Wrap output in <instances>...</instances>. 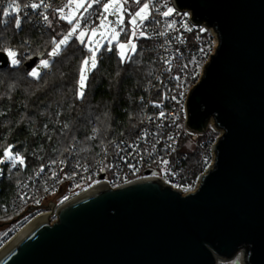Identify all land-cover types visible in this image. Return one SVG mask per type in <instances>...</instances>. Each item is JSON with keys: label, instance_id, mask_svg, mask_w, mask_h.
Returning <instances> with one entry per match:
<instances>
[{"label": "water", "instance_id": "95a60500", "mask_svg": "<svg viewBox=\"0 0 264 264\" xmlns=\"http://www.w3.org/2000/svg\"><path fill=\"white\" fill-rule=\"evenodd\" d=\"M175 1L219 36L188 99L192 130L212 121L222 132L212 168L187 195L158 180L95 186L59 206L55 221L28 224L0 264H218L239 254L264 264V0ZM9 65L0 52V69Z\"/></svg>", "mask_w": 264, "mask_h": 264}, {"label": "built area", "instance_id": "2783aa9c", "mask_svg": "<svg viewBox=\"0 0 264 264\" xmlns=\"http://www.w3.org/2000/svg\"><path fill=\"white\" fill-rule=\"evenodd\" d=\"M130 1L133 0H128V3ZM17 2L21 5V27L17 29L14 19L3 17L0 11V21H9L7 24L0 22L3 26L11 25L17 31L28 26L44 33L50 27L43 21L40 15L43 13L48 15L51 25L61 23L71 28V25L60 19L57 11L69 0H43L49 7L38 10L24 8L23 5L40 3V0ZM90 2L85 0V6ZM106 2L100 0L87 12L83 9L78 11L82 27L100 23L102 5ZM151 3L155 7L151 10L149 20L144 22V29L150 37L147 40L151 42L158 68L142 98L144 115L139 128L132 137L115 139L102 145L94 158H81L72 148L65 156L54 160L55 163H41L26 174L16 184L15 198L9 208L12 218L8 222V229L0 236V250L33 220L48 215L51 221H55L59 206L100 184L119 188L143 180H158L187 195L199 187L202 176L212 168L215 161L214 146L222 132L212 121L202 132L192 130L189 126L188 99L195 86L201 82L206 66L217 51L218 33L207 23L196 22L192 11L179 8L175 0H151ZM5 7L6 0H0V10ZM166 7L175 9L168 18L159 14ZM64 11L67 13L68 9L64 8ZM111 18L115 19L114 16ZM173 21L175 27L167 28V24ZM182 24H187L192 31H186ZM124 27L127 30L126 24ZM200 29L205 31L201 32ZM161 32L166 35H159ZM201 49H204L203 53ZM166 60L171 61L170 70ZM177 76L179 80L175 78ZM161 112L164 113L163 117L160 116ZM211 132L217 134L214 139L209 136L199 142L200 137ZM191 152L197 156L196 167L200 169L196 175L190 166ZM163 160H167L168 164H162ZM23 169L24 164L17 163L13 168L12 162L5 160L0 164V181ZM146 170L154 172L145 174ZM103 173L105 177L101 178ZM185 188L189 190L185 191Z\"/></svg>", "mask_w": 264, "mask_h": 264}, {"label": "trees", "instance_id": "16d2710c", "mask_svg": "<svg viewBox=\"0 0 264 264\" xmlns=\"http://www.w3.org/2000/svg\"><path fill=\"white\" fill-rule=\"evenodd\" d=\"M70 28L53 23L44 33L24 26L17 31L0 23V52L12 48L20 63L0 69V160L11 146L24 159V169L0 181V220L8 223L16 184L41 163L65 156L74 148L81 158H94L102 145L134 136L143 119L142 98L158 64L151 42L136 40L137 52L121 63L114 49L98 56L83 99L77 98V80L84 45L71 40L61 55L51 58V66L39 78L28 75L26 63L51 51V40H59ZM130 29L121 35L128 39ZM67 125V127H65ZM93 129H96L94 132ZM217 134L211 133L214 139ZM196 175L197 156L189 155ZM1 164V163H0ZM6 207V211L4 208Z\"/></svg>", "mask_w": 264, "mask_h": 264}, {"label": "snow or ice", "instance_id": "6c2138e0", "mask_svg": "<svg viewBox=\"0 0 264 264\" xmlns=\"http://www.w3.org/2000/svg\"><path fill=\"white\" fill-rule=\"evenodd\" d=\"M7 7L3 8L2 15L5 18L12 17L14 19L15 27L19 29L21 27V17L19 13L21 12V5L17 2V0H6ZM134 3L139 5L138 10L134 13H129L130 19L128 21L129 25H131L130 35L128 36L126 43H120L119 37L122 32H125L124 27V13L128 12L126 5L128 4V0H107L106 3L102 5V13L100 16V23L98 26L89 27L85 24L84 27H81V18L76 15V13L83 9L84 12H87L88 9L93 7V4L100 3V0H91L90 3H87L85 6V0H69V3L66 4L63 8H59L57 11L60 13V19L66 21L71 28L62 35V38L57 40L55 37L52 38L51 44L53 45L51 51L48 52V56L50 58L57 57L61 55L62 51L67 48L72 38L75 36V39L81 44L84 45L88 56H85L81 62L79 67V76L77 80V98L83 99L85 95V89L87 88V81L89 74L97 68L98 60L97 53L100 51L102 45L100 44V40L106 39L108 41L107 50H112V42L117 41L116 47L118 49V55L120 57L121 63L129 61L132 59V55L137 52V45L134 42L139 38L149 39L150 37L147 35L146 30L144 29V22L149 20L151 16V10L155 6L149 2H143L142 0H133ZM24 8L30 7L33 10H38L40 8L47 9L49 5L44 4L43 0H40V3H27L23 5ZM64 8H67L68 11L65 13ZM159 11V9H157ZM175 9L172 7H166L165 11L159 12V14L165 18H168L173 15ZM15 14V15H14ZM43 17V21L51 27V21L49 20L48 15L40 13ZM108 15H113L115 20H108ZM86 19V18H85ZM75 21V22H74ZM4 24L9 23L8 19H4L0 21ZM115 25V26H113ZM186 31H192V28L187 24L181 25ZM175 22H169L167 24V28H174ZM119 28V30H117ZM201 32L205 31L204 29H200ZM159 35H166V33L161 32ZM87 37V41L85 40ZM99 38V39H97ZM4 54L9 58L12 66H16L20 63V60L17 59V52L12 48L3 49ZM201 52H204V49H201ZM166 64L169 65V70L171 67V61L166 60ZM51 66L50 59H41L38 65V68L48 69ZM186 67V66H185ZM28 75L33 78H39V71L37 68H33ZM177 80L180 79L179 76L175 77ZM175 99V97H173ZM164 113L161 112L160 116L163 117ZM67 127V125H65ZM95 132L96 129H93ZM171 139V138H170ZM5 160L12 162V167L15 168L17 163L20 165L24 164L23 157L19 154H13L11 146H8L3 151V159L0 160V163H3ZM55 163V161H53ZM162 164L167 165L168 161L163 160ZM43 171V169H41ZM55 175V173H53ZM188 191V188L184 189ZM67 199V197H65Z\"/></svg>", "mask_w": 264, "mask_h": 264}, {"label": "rangeland", "instance_id": "374dc122", "mask_svg": "<svg viewBox=\"0 0 264 264\" xmlns=\"http://www.w3.org/2000/svg\"><path fill=\"white\" fill-rule=\"evenodd\" d=\"M138 7H139V5H137L136 3H134L133 1H130L127 5H126V8L128 9V12H125L124 13V25L126 24V25H128V28L129 29H131V25H129V23H128V21H129V19H130V15H129V13H134L136 10H138ZM76 15L78 16V12L76 13ZM111 16H113V15H109V18H108V20H112V21H114L115 19H112L111 18ZM99 25V23L98 24H96V25H94V26H98ZM114 26V25H113ZM81 27H82V24H81ZM62 38V37H61ZM73 39H75V36L72 38V40ZM97 39H99V38H97ZM140 39V38H139ZM85 40L87 41V37H85ZM71 42V41H70ZM119 42L120 43H126L127 42V39L126 40H122L121 39V35H120V37H119ZM135 43H136V40L134 41ZM100 44L102 45V47L100 48V51L97 53V59H98V56L101 54V53H103V52H106V53H109V52H111L112 50H116L117 52H118V49H117V47H116V44H117V41H113L112 42V50L111 51H108L107 50V47H108V41L106 40V39H104V40H100ZM85 48V47H84ZM85 51H86V56H88L89 55V53L87 52V50H86V48H85ZM43 59H50L51 60V58L48 56V57H46V58H43ZM40 62V61H39ZM39 62L36 64V66L34 67V68H37L38 69V71H39V73H40V75H41V73L45 70L44 68H38V65H39ZM94 71V70H93ZM92 71V72H93ZM91 72V73H92ZM90 73V74H91ZM90 74H89V77H90ZM39 75V76H40ZM32 77V76H31ZM89 77H88V79H89ZM33 78V77H32ZM33 79H37V78H33ZM88 82V81H87ZM86 90V89H85ZM211 133H214V132H211ZM211 133H209V134H207L206 136H204V137H200V139H199V142H202V141H204L206 138H208L209 136H211ZM214 134H216V133H214ZM210 138V137H209ZM8 229V223L6 222V223H3V221L2 220H0V236L6 231ZM241 255L239 254V255H237L234 259H232V260H230V261H220V262H218V264H241L240 263V260H241Z\"/></svg>", "mask_w": 264, "mask_h": 264}, {"label": "bare ground", "instance_id": "6f19581e", "mask_svg": "<svg viewBox=\"0 0 264 264\" xmlns=\"http://www.w3.org/2000/svg\"><path fill=\"white\" fill-rule=\"evenodd\" d=\"M220 261H222V260L220 259ZM240 263H241V264H245V262H244V258H241Z\"/></svg>", "mask_w": 264, "mask_h": 264}]
</instances>
